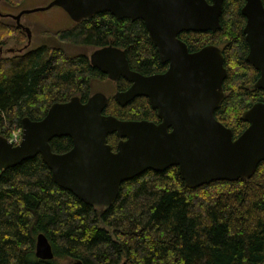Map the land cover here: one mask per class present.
Instances as JSON below:
<instances>
[{"label":"trees","instance_id":"1","mask_svg":"<svg viewBox=\"0 0 264 264\" xmlns=\"http://www.w3.org/2000/svg\"><path fill=\"white\" fill-rule=\"evenodd\" d=\"M12 1L18 4L21 0ZM87 22L65 33L66 41L101 47L111 38L109 43L123 50L130 69L143 74L157 70L155 54L140 24H120L107 14L94 15ZM222 29L229 35V59L234 58L245 49L244 44L229 22ZM72 61L78 58L64 59L57 53L48 60L34 54L20 62L0 61V137L7 138L20 128L23 117L42 118L52 102H63L73 94H81L83 100L88 80L102 75L85 63L76 64L75 69L61 68ZM235 62L241 71L228 73L226 97L215 113L232 138L247 126L240 114L250 102L264 104V93H247L242 87L248 79L243 57ZM102 114L119 120H144L153 115L142 98L125 107L109 102ZM114 140L108 138V144L113 146ZM49 146L61 153L70 141L53 138ZM142 193L149 199L136 202ZM38 234L51 248V261L41 262L33 256ZM61 261L264 264V162L258 163L249 179L213 181L193 189L183 186L173 168L145 172L121 183L114 203L100 212L57 187L39 157L1 170L0 264H66Z\"/></svg>","mask_w":264,"mask_h":264},{"label":"water","instance_id":"2","mask_svg":"<svg viewBox=\"0 0 264 264\" xmlns=\"http://www.w3.org/2000/svg\"><path fill=\"white\" fill-rule=\"evenodd\" d=\"M220 1L213 0L208 7L201 0H51L44 7L20 11L13 18L57 6L73 22L86 21L102 11L115 19H139L169 68L162 76L142 77L128 69L120 50L110 46L94 50L89 55L91 67L109 80L122 77L131 83L124 92L114 94L115 102L122 106L134 97H145L161 121L154 124L103 115L106 98L100 93L83 103L72 97L51 104L37 121L21 118L17 145L0 137V171L38 155L52 182L94 212L108 210L120 184L147 170L159 173L175 166L187 189L213 181L249 179L258 163L264 162V105L255 103L242 112L247 127L232 140L231 131L213 118L224 98L220 52L205 46L187 53L185 46L174 40L179 31L218 28ZM241 14L246 18L244 33L249 45L245 59L260 70L252 88L264 89V11L260 0H245ZM165 52L170 56L165 58ZM168 127L171 129L166 132ZM110 134L124 139L117 142L114 153L106 143ZM59 137L69 138L71 147L56 154L48 142ZM33 256L41 262L53 258L41 234L35 237Z\"/></svg>","mask_w":264,"mask_h":264},{"label":"flooded vegetation","instance_id":"3","mask_svg":"<svg viewBox=\"0 0 264 264\" xmlns=\"http://www.w3.org/2000/svg\"><path fill=\"white\" fill-rule=\"evenodd\" d=\"M50 1H48L44 6H46ZM201 1L203 2V4H205L208 7L213 4V0H201ZM11 2H12V0H0V20H1V22H0V28L1 29L0 30H1V37H2L0 40V61L2 63L6 62V61H18V62H20L21 60H24V59H26V58L34 55V54H39L40 57H42V58L44 57L48 60L49 58H51V56L53 54L57 53L58 55L60 54L61 56H63L64 59L65 58H70V59L71 58H75V59L78 58V62L72 61V62H67V63L63 64L61 67L63 70H65L68 65L70 66L71 69H75L76 64L81 65L82 63L83 64L85 63L86 66H88L91 69H95L99 74L102 75V78H99V76H98V77H93V78L88 80V82H87L88 83L87 84V93H86L85 97L83 98V100H80L81 94H73V95H70L68 97V99L63 101V102H52L51 104H53V103H64V102H67L72 97H76L81 103H83V102H85V100L88 97L92 96L95 93L102 94L100 91H98V90L94 91V89H92V86L94 83H96V82H107V83H109V87H110L111 91L108 95L102 94L106 98L105 105H107V103H109V102H113L119 107H125L126 105L130 104L134 100L142 98L147 102L148 107L153 114L150 119H144V121L152 122L154 124H157L161 121V119L157 118V116L155 115L156 111L150 108L148 100L145 97L137 96V97H134L132 100L126 102L122 106L118 105L115 102V100L113 99L114 94L124 92L130 86L131 83L122 77H118L115 80H109L106 78V76L104 74L100 73L96 68L91 67V65L89 63V55L94 50H97V49H100V48H103L106 46H110L112 48L118 49L121 52H123V50H121L120 48L115 47L109 43L111 41V38H107V44L105 46L95 47V46H90V45L73 44L72 42H74V41H69V40L66 41L67 38L64 37L65 33H68L71 31H73V32L76 31L79 28V26H81V24L88 23L87 22L88 20H90L94 15H98V14H102L104 16L107 14L111 19H113L115 21H120V22H117L120 24H131V23L140 24L141 27L143 28L144 38L146 39L147 43L149 44V46L151 47V49L153 50V52L155 54L156 63L158 65L157 70L153 71V70H151V68H149L146 70H148V71L151 70V71L146 73V74H143V73L138 72L136 70L130 69L129 65L126 61L128 69L134 73L139 74L142 77H148V76H153V75L162 76L168 70L169 62L167 61V59H165L164 61L160 59L161 58L160 54L157 53L155 47H153L150 40L146 36L147 33L145 30V26L141 20L135 19L133 21H129V19H127V18L115 19L114 16L110 15L107 12L102 11V12L94 13L86 21L73 22L72 20H70L68 18V16L59 7L52 6L49 9H51L53 7H57L62 13H64L66 18H68V22H39V23L27 22V21H25L24 17L30 13L21 14L17 18H13V17L16 16L20 11L29 10V9L19 8L18 4L20 2L18 4L15 3L14 1L12 3ZM260 3L262 6V9L264 11V0H260ZM244 4H245V0H221L220 1V10H219V13L217 15L218 28L214 29L213 31H211V30H206V31H192V30L179 31L177 34L174 35V40L179 42V43H182L185 46L187 53L196 52L197 50H199L200 48L205 47V46H212L220 52V55L222 58V67L225 70V77L223 78V80L221 82V89L224 93L223 100L225 99L226 93H227L225 82H226V77H227L228 73L233 72L235 70H238V72L241 71L240 66L238 64H236L237 62H235V59H238L239 57L240 58L243 57V64L246 66L245 68H246L247 73H248V79H246L247 82L244 83V85L242 86L243 89L246 90L247 93H256V92L261 93V94L264 93V89H253L252 88L253 83L257 80V78L260 75V70L255 69V67L252 66L245 59L247 54H248V51H249V45L245 39L246 33H244V27L246 25V18L241 14V9L244 6ZM44 6H41V7H44ZM4 9H8V10H4ZM49 9H47V10H49ZM47 10L38 11V12H45ZM134 21H138V22H134ZM224 22L225 23L229 22L230 25L237 28L238 34L241 37L240 38L241 42H243L244 48H245L242 52H238V53L235 52L236 57L234 56V58L231 57L230 59H229V49H227L228 41H229V39H228L229 35L224 33L223 29H222ZM42 23H44V25L46 26L47 29L37 28ZM111 23L114 24V22H111ZM58 24L60 25L61 28L59 26H57ZM53 28H56V29H53ZM221 29H222V31H221ZM161 40L162 41L165 40V37H163V35L161 37ZM190 41L192 42L191 47H189V45H188V42L191 43ZM8 42H10V44H8ZM200 42H203V43H200ZM168 47H169V44L165 45V49ZM165 53L163 55L165 58L170 56V52H165ZM123 55L125 58L124 52H123ZM125 60H126V58H125ZM248 82H250V83H248ZM166 87H167V89L171 88L170 81H168L166 83ZM223 100L220 102V104L223 102ZM255 103H262L263 104V102H261V101L254 100V101L250 102V106L252 104H255ZM220 104H219V106H220ZM247 109H245V110H247ZM245 110H243V111H245ZM217 111H218V108L213 111V118L214 119L217 116V114L215 115V113ZM242 112H241V114H242ZM241 114H240V119H241ZM103 115H105V114H103ZM136 121H138V120H136ZM18 129H20V128H18ZM170 129L171 128L168 127L166 129V132H169ZM20 136H21V129H20ZM112 136L114 137L115 140H114L113 146H110V144H108V138H110ZM235 138H232V135H231L232 140ZM5 139H7V138H5ZM120 140H124V139H118L115 137L114 134H110V135L106 136V143L109 145L111 152L114 153L116 151L115 145ZM49 142H48V144H49ZM70 147H71V142H70ZM50 150H51V148H50ZM66 151H64V152H66ZM51 152H53V151L51 150ZM64 152H61V153H64ZM53 153H55V152H53ZM61 153H56V154H61ZM34 157H39V156L36 155ZM45 168H46V166H45ZM170 168L171 169L173 168L177 172V168L175 166L168 167L165 170L170 169ZM145 172H152V171L147 170V171H144L143 173H145ZM152 173H155V172H152ZM71 263H73V262L68 261L67 264H71Z\"/></svg>","mask_w":264,"mask_h":264},{"label":"rangeland","instance_id":"4","mask_svg":"<svg viewBox=\"0 0 264 264\" xmlns=\"http://www.w3.org/2000/svg\"><path fill=\"white\" fill-rule=\"evenodd\" d=\"M48 1L50 0H21L20 3L18 4V7L23 8V9H33L36 7L44 6ZM4 10H8V9H4ZM24 19L27 22H37V23L39 22H68V18H66L64 13H62L57 7H53L45 12L30 13L26 15ZM57 26L60 27L59 24ZM37 28L47 29L44 23L40 24V26ZM53 29H56V28H53ZM1 38L2 37H1V30H0V40ZM8 44H10V42H8ZM92 89H94V91L98 90L104 95H108L111 91L109 87V83L107 82H96L93 84ZM148 199L149 197L146 194L142 193L138 197H136V202L141 203V202L147 201ZM60 263L67 264L68 261H61Z\"/></svg>","mask_w":264,"mask_h":264},{"label":"built area","instance_id":"5","mask_svg":"<svg viewBox=\"0 0 264 264\" xmlns=\"http://www.w3.org/2000/svg\"><path fill=\"white\" fill-rule=\"evenodd\" d=\"M6 140L9 144L16 145L20 140V129L12 130Z\"/></svg>","mask_w":264,"mask_h":264}]
</instances>
